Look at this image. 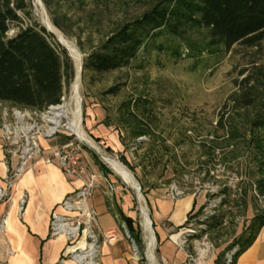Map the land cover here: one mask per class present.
I'll return each mask as SVG.
<instances>
[{"label": "rangeland", "instance_id": "rangeland-1", "mask_svg": "<svg viewBox=\"0 0 264 264\" xmlns=\"http://www.w3.org/2000/svg\"><path fill=\"white\" fill-rule=\"evenodd\" d=\"M157 1L47 0V4L42 0L52 22L53 16H59L64 25L70 28L68 33L59 29L79 47L83 59L93 45L118 25L140 16ZM30 11L31 18L18 12L22 22L14 25L8 35H15L20 27L34 22L44 26L34 0ZM252 63L264 65V41L253 48L235 46L212 69L194 65L193 59H176L152 49L148 53L143 52L129 69L104 75H94L83 69V126L88 136L102 153L118 160L133 174L142 187L143 205L152 222L147 194L157 189L164 190L161 192L171 199L175 193L173 188L184 193L177 200L188 196L198 197L201 206L191 218L202 214L208 202L216 201L213 202L217 205L215 215L207 220L208 227L217 221L222 223L220 228L208 230L216 249L225 243L227 247L242 234L238 232L244 231L253 217L264 213V161L258 157L256 148L247 144V139L228 138L226 130L219 127L220 121L227 120L228 123L232 119H241L240 116H228V99L235 90L236 80L244 77L241 73ZM71 66L70 78L64 81L61 104L68 100L75 79L76 69L72 59ZM112 87L118 88L115 94L103 95ZM130 100H138L130 111L142 115L152 130L151 134L136 139L125 127L121 118L124 110H119V107ZM94 104L108 110L111 126L119 131L125 153H109L89 133L85 122L86 112ZM48 110L39 111L41 121ZM26 111L29 110L0 102V133L3 135L4 124L16 125L18 112L24 114ZM65 125L64 122L60 133L52 140L65 144L76 138ZM241 127H244L243 124ZM52 140L51 144H56ZM81 142L83 162L86 164L90 154L96 155L98 163L111 175L114 184L133 195L131 210L134 213L135 232L127 228L124 231L128 230L135 239L139 264H149L136 190L126 184L92 147ZM127 240L134 258L133 243ZM158 248L156 238L157 264ZM189 250L192 251V248Z\"/></svg>", "mask_w": 264, "mask_h": 264}, {"label": "trees", "instance_id": "trees-1", "mask_svg": "<svg viewBox=\"0 0 264 264\" xmlns=\"http://www.w3.org/2000/svg\"><path fill=\"white\" fill-rule=\"evenodd\" d=\"M31 7L32 0H0V102L44 111L61 104L64 81L70 78L72 66L67 51L37 22L20 27L14 36L8 35L14 25L22 22L19 11L31 18ZM53 21L58 28L70 32L59 16H53ZM263 41L264 0H158L93 45L86 52L83 66L85 72L94 75L129 69L143 52L152 49L176 59H193L194 65L212 69L235 46L253 48ZM241 76L244 77L236 80L227 105L228 116L241 119L220 121L219 127L226 130L228 138L247 139L264 161V65L252 63ZM117 90L112 87L103 95L115 94ZM137 102L125 101L119 107L124 110L122 122L136 139L152 133L142 115L130 111ZM110 120L107 114L104 124L111 126ZM92 156L105 172L96 155ZM126 221L131 230L129 224L133 221ZM221 225L219 221L211 223L208 230ZM263 227L264 213L250 221L218 255L215 264H226L228 252H234L231 264H235Z\"/></svg>", "mask_w": 264, "mask_h": 264}, {"label": "crops", "instance_id": "crops-1", "mask_svg": "<svg viewBox=\"0 0 264 264\" xmlns=\"http://www.w3.org/2000/svg\"><path fill=\"white\" fill-rule=\"evenodd\" d=\"M106 117L107 111L102 106L92 105L86 112V128L104 145L106 151L123 154L125 148L119 131L115 126L104 124ZM52 139L54 138L41 140L42 153L30 160V168L17 179L10 193V200L0 204V225L4 219V227L2 230L0 228V264H72L69 260L61 263V259L84 243L83 239L70 243L64 236L53 238L50 235L52 213L60 210L63 200L82 185L81 180L66 175L52 156L56 148L68 146L73 140L60 144L58 140ZM50 140L56 144L52 145ZM47 158L52 159L51 164L46 162ZM16 165L17 158L7 152L4 136L0 133V185L7 168L14 169ZM84 165L96 175L98 186L93 204L98 214L99 227L102 232L116 233V238L111 243L103 241L101 263L139 264L132 256L131 244L124 231V228L128 229L126 220L130 218L133 222L129 227L135 232L134 213L131 210L133 195L114 184L111 175L101 170L92 154ZM158 191L164 190L157 189L147 194L159 244L158 264H192L187 251L179 247V239L189 219L201 206L200 200L198 197L188 196L175 201ZM23 198L24 211L20 215L19 208ZM242 232L243 230L238 234ZM225 247L226 243L215 248L208 264H215ZM235 264H264V227L253 244L237 258Z\"/></svg>", "mask_w": 264, "mask_h": 264}, {"label": "built area", "instance_id": "built-area-1", "mask_svg": "<svg viewBox=\"0 0 264 264\" xmlns=\"http://www.w3.org/2000/svg\"><path fill=\"white\" fill-rule=\"evenodd\" d=\"M58 106L59 104L50 106L49 110L47 109L48 113L43 115V121L38 117L39 111L29 110L24 114L17 113L18 122L16 125H3L5 147L10 155L17 158V165L14 169L9 167L6 170L2 185H0V204L10 200V193L15 187L17 179L30 168V160L42 153L41 140H49L60 133V128L63 125L54 128L55 125L48 119L52 110ZM82 150L83 144L76 136L70 145L58 147L52 152V156L65 174L81 180L82 185L75 193L63 200L60 210L52 213L50 235L53 238L64 236L70 243L84 240L83 245L77 246L65 255L61 259V263L69 260L72 264H102L100 260L102 243L103 241L111 243L116 238V233L114 231L102 232L99 227L98 214L93 204L94 193L98 186L96 175L84 165ZM46 162L51 164L52 159L47 158ZM110 188L113 189L111 185ZM173 189L175 191L173 200H177L184 194L182 191ZM213 202L216 201L208 202L209 204L204 207L202 214L189 219L186 229L179 239V247L187 251L188 259L192 264H208L210 256L215 251L207 226V220L215 215L214 209L217 205ZM24 203L25 198L21 201L20 215H23ZM3 227L4 219L1 221V230ZM125 234L133 243L136 256L139 251L135 239L128 230L125 231ZM190 248L192 251L189 250ZM233 253L226 254V264L232 263ZM135 256L134 259L138 261V256Z\"/></svg>", "mask_w": 264, "mask_h": 264}, {"label": "bare ground", "instance_id": "bare-ground-1", "mask_svg": "<svg viewBox=\"0 0 264 264\" xmlns=\"http://www.w3.org/2000/svg\"><path fill=\"white\" fill-rule=\"evenodd\" d=\"M37 1V0H36ZM42 5L37 1L36 11L42 20L43 25L47 28L49 32H52L60 41H65L66 46L69 49V53L72 61L74 62L76 69V76L72 84V89L68 100H65L63 104L52 110L51 116L48 118L55 126L54 128L61 127L64 122L65 127L71 130L79 140L85 142L92 148L96 150H101L95 144V142L88 136L83 126V98H82V87H83V54L79 47L65 36V34L55 26V24L50 19L49 15L45 13ZM21 118V117H20ZM102 153V152H101ZM103 160L111 167V169L128 185L137 190L138 185L135 177L118 160L114 159L106 153H102ZM137 192V191H136ZM140 212H141V223L144 233V238L147 244V258L149 264H157L155 256V243L156 236L153 230L152 220L148 213V210L143 205V197L139 202Z\"/></svg>", "mask_w": 264, "mask_h": 264}, {"label": "water", "instance_id": "water-1", "mask_svg": "<svg viewBox=\"0 0 264 264\" xmlns=\"http://www.w3.org/2000/svg\"><path fill=\"white\" fill-rule=\"evenodd\" d=\"M38 2H39V4L40 5H42L43 6V8L45 9V6H44V4H43V2H42V0H37ZM37 1L36 0H34V6H35V8H36V3H37ZM45 13H47V11L45 10ZM45 27V26H44ZM45 29L47 30V28L45 27ZM48 31V30H47ZM49 32V31H48ZM50 34H52L53 36H54V38L56 39V41L58 42V44L63 48V49H65L66 51H67V53H68V55H69V57L71 58V56H70V53H69V49H68V47L66 46V42L65 41H60V39H58L52 32H49ZM83 69H84V66H83ZM76 76V75H75ZM91 147V146H90ZM94 149V151L103 159V157H102V153L100 152V151H98V150H96L95 148H93ZM137 185H138V188H137V199H138V201L140 202L141 201V199H142V197H143V194H142V187L139 185V183L137 182ZM152 224H153V222H152Z\"/></svg>", "mask_w": 264, "mask_h": 264}]
</instances>
